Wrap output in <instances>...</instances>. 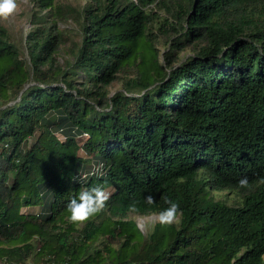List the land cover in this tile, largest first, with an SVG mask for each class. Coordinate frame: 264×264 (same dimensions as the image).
Instances as JSON below:
<instances>
[{
    "label": "trees",
    "instance_id": "16d2710c",
    "mask_svg": "<svg viewBox=\"0 0 264 264\" xmlns=\"http://www.w3.org/2000/svg\"><path fill=\"white\" fill-rule=\"evenodd\" d=\"M56 1L32 0L47 12L31 16L27 58L0 24V253L264 264V0ZM70 20L80 39L59 63ZM97 184L114 190L106 210L70 223L69 200ZM165 199L179 223L142 234L132 217Z\"/></svg>",
    "mask_w": 264,
    "mask_h": 264
},
{
    "label": "rangeland",
    "instance_id": "374dc122",
    "mask_svg": "<svg viewBox=\"0 0 264 264\" xmlns=\"http://www.w3.org/2000/svg\"><path fill=\"white\" fill-rule=\"evenodd\" d=\"M56 2L60 7L74 8L76 10H81L85 6V4L91 2V0H57ZM17 3H18V8L17 11L14 13V15L10 17L8 21H0V24L6 26L9 29L15 43L19 47H21V50H23L24 53V57L27 58L26 51L24 48V38L27 32L31 29V23H30L31 16L35 15L38 18H42L46 14L47 10H39L38 8L35 7L32 0H17ZM56 30L61 35V41H62L61 43L63 45L62 49L60 50L57 56V61L59 63H63V61L66 58H69L67 53L71 50L72 44L74 42L79 41L80 39L79 26L76 22L70 20L67 23L58 24ZM157 49L161 53L165 51V47L163 46L162 43L157 44ZM121 89H122L121 79H118L116 82H114L108 87V91L110 95L121 91ZM213 194L217 199L220 197H225V192L223 191L220 192L214 191ZM231 198L232 196L229 195L228 200H231ZM23 211H25V209H22V212ZM132 219L135 221L137 227L144 235L151 231L153 225L157 224L156 215H151L148 217H132ZM140 225H143V227H139ZM14 247L20 248L19 245ZM6 248L12 249L13 246L12 245L6 246ZM30 252H23V254H21L24 256L26 264H42L43 261H41V257L38 256L32 259L31 257L34 255V253L30 254ZM18 257H20V255L15 257L12 254L10 256L11 259H8L6 255L0 253V264H10V262H8L10 260L12 263H14V261ZM43 258L44 260L45 259L47 260L46 256H43Z\"/></svg>",
    "mask_w": 264,
    "mask_h": 264
},
{
    "label": "clouds",
    "instance_id": "9594fccd",
    "mask_svg": "<svg viewBox=\"0 0 264 264\" xmlns=\"http://www.w3.org/2000/svg\"><path fill=\"white\" fill-rule=\"evenodd\" d=\"M17 8V0H0V21H8L17 11ZM82 179V177H79L78 182L80 183ZM238 186L241 189L249 188L248 178L242 177L238 181ZM113 191L99 184L80 190L78 195L73 196L66 205L70 214L68 217L69 222L77 226H83L91 218L105 211ZM145 201L149 205L155 202L152 195L146 196ZM165 203L168 207L156 215V223L160 226H171L179 223L182 216L179 203L170 199H165ZM139 227H143V225ZM154 227L155 225H153V229Z\"/></svg>",
    "mask_w": 264,
    "mask_h": 264
},
{
    "label": "built area",
    "instance_id": "2783aa9c",
    "mask_svg": "<svg viewBox=\"0 0 264 264\" xmlns=\"http://www.w3.org/2000/svg\"><path fill=\"white\" fill-rule=\"evenodd\" d=\"M84 177V176H83Z\"/></svg>",
    "mask_w": 264,
    "mask_h": 264
}]
</instances>
